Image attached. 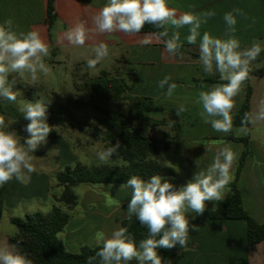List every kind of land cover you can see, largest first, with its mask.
Segmentation results:
<instances>
[{"label": "crops", "instance_id": "1", "mask_svg": "<svg viewBox=\"0 0 264 264\" xmlns=\"http://www.w3.org/2000/svg\"><path fill=\"white\" fill-rule=\"evenodd\" d=\"M47 3L48 0H0V23L10 18L18 32L38 30L55 52L54 58L60 54L61 48L65 49L66 56L69 57L83 49L94 52L95 46L101 41L109 48L112 42L117 48L113 55L115 66L112 72L103 70L110 76L124 78L132 95L151 98L153 104L147 115L167 124L166 131L171 135L170 148L154 158L171 168L174 176L162 177L163 180L171 182L178 189L192 179L195 172L206 169L218 149L228 146L237 156L230 170V184L232 183L236 162L244 150V145L240 141L226 138L224 132L214 131L200 116L202 109L195 103L198 93L226 81H221L215 70L205 73L199 58L191 56L199 54V37L195 45H190L186 40L189 34L187 26L179 29L169 27V36L176 31L180 33V43L184 51L173 56L165 51L164 44L153 33L126 35L120 32L97 34L91 31L94 28L92 17L104 6L106 0H54L57 18L51 26L46 24ZM169 7L174 8L178 14L214 11L215 16L201 25V36L204 32L220 39L234 36L239 40L241 49L250 48L254 43L264 49V0H169ZM236 8L243 15L236 14V31L232 33L224 21V15ZM77 23H83L90 30L89 39L83 46H73L64 38V34ZM110 34H115L116 40L110 41ZM146 36L150 37L151 43L142 45L140 41ZM262 61L264 51H261L250 66L260 68L253 64ZM80 65L86 69L88 67L87 61H82ZM98 66L97 64L96 67ZM86 72L88 73L87 70ZM164 77H170L169 83L177 85L171 98L164 95L166 87L158 88V82ZM210 79H216L217 82ZM247 81L252 88L249 127H233L231 134L236 138L248 137V154L236 186L243 208L254 220L264 224V120L256 118L264 106V77H250ZM245 85L246 81L234 97L232 118L243 102ZM181 104L186 107L182 119L175 110ZM65 155L70 163L76 161L70 151L66 150ZM31 183H21V188L18 189L15 186L18 183L13 179L0 186V245L8 244V238L16 232L10 222L13 215L8 213V208L17 207L24 216L31 212L27 211L26 202L39 197L37 193L30 192ZM76 187L73 190L77 195V203L67 210L68 223L58 234V239L71 253L78 252L84 245L99 246L97 233L102 232L108 238L117 227H121L122 220L127 216L124 205L129 203L131 196L130 189H121L119 185ZM44 191L43 187L41 193ZM228 193L229 190H226V196ZM53 203L54 199L49 208ZM216 204L217 202H206V210L214 209ZM194 216V213L188 214L189 223ZM195 226L197 230L189 233L187 250L178 247L172 253L160 254L165 261H170L171 264H264V242L250 247L246 241V227L241 221L202 220ZM3 227H6V232H3Z\"/></svg>", "mask_w": 264, "mask_h": 264}, {"label": "clouds", "instance_id": "2", "mask_svg": "<svg viewBox=\"0 0 264 264\" xmlns=\"http://www.w3.org/2000/svg\"><path fill=\"white\" fill-rule=\"evenodd\" d=\"M236 14L243 15L239 8L224 15V21L232 33L236 31ZM213 16L214 11L178 14L174 8L169 7V0H106L104 6L92 17L94 28L91 31L97 34L120 32L138 35L145 25L150 24L161 29L154 35L164 44L165 51L174 56L182 47L180 33L176 31L169 36L168 29L187 26L188 44L195 45L200 38L199 62L205 73L215 70L220 80L226 81L200 91L195 103L201 107L200 116L205 123L210 124L214 131L227 133L232 128L234 97L249 77L250 63L264 49L255 43L250 48L241 49L239 40L234 36L220 39L208 32L201 36V25ZM89 32L83 23H77L64 34V38L73 46H83L89 39ZM140 43L147 45L151 39L146 36ZM93 51L94 58L87 61L90 69L109 55L108 45L102 41ZM49 55L50 47L38 30L18 32L10 18L0 23V98L16 102L17 93L13 91L15 80L9 79L13 73L21 76L27 73L35 86L40 79L38 73L49 71L44 63V58ZM170 79L164 77L158 82V88L166 87L164 95L168 98L173 96L177 88L175 83H169ZM36 95L39 96V93ZM50 102L37 99L27 101L20 107L19 111L29 121L25 126L28 137L23 142L0 119V186L13 179L26 183L30 174L36 171L33 163L36 157L33 153L53 131L47 122ZM175 110L182 119L185 105L181 104ZM256 118L264 120V106ZM119 147L120 143L117 142L99 151L97 158L100 163L107 164ZM236 159V153L231 147L218 149L212 163L206 169L195 172L192 179L178 189L159 175H153L148 180L138 175L129 177L121 185V189L131 190L127 216L129 219L135 216L146 227L147 238L137 245L127 227H117L108 238L102 232L97 233V241L101 246L95 256L88 258L87 264H132L133 261L135 264H171L159 255L158 249L171 250L179 246L187 250L189 233L197 230V226L189 223L188 214L202 216L206 202H218L225 198L232 180L230 170ZM0 264L33 262L15 245L4 244L0 245Z\"/></svg>", "mask_w": 264, "mask_h": 264}, {"label": "trees", "instance_id": "3", "mask_svg": "<svg viewBox=\"0 0 264 264\" xmlns=\"http://www.w3.org/2000/svg\"><path fill=\"white\" fill-rule=\"evenodd\" d=\"M53 1L48 0L47 3L46 24L48 26L53 25L57 18ZM159 31L161 29L149 24L145 25L141 32L155 34ZM182 52L184 51L181 47L177 54ZM50 53L52 56L55 54L52 48H50ZM191 56L199 58V54H191ZM250 77H264V67L252 68L250 66L248 79ZM9 79L15 80L14 92L25 90L26 84L20 83L17 76L10 75ZM210 80L217 82L216 79ZM247 80L243 102L232 118L231 130L225 133L226 138L240 141L244 145V150L236 162L234 179L229 186V193L223 200L217 202L214 209L205 210L202 216L195 215L190 224L195 225L202 220H239L246 227L247 244L253 247L264 242V224L254 220L243 208L241 195L236 186V180L242 169L245 156L248 154V137L236 138L231 135L233 127H249L252 88ZM77 89L84 93L85 101L76 100L75 108L89 110L86 113L93 121L85 120L87 121L85 126H92L94 123L97 130L98 127L103 128L101 135L103 149L117 142L120 143L117 153L110 159L119 165L86 166L77 162L73 166L66 165L53 175L55 186L61 190L59 195L53 196L54 203L49 211H36L27 213L22 218L13 217L10 219L16 228V233L8 238V244L15 245L32 260L33 264H87L88 258L95 256L99 250L101 245L96 247L84 245L78 252L71 253L58 239V234L69 220L67 210L77 203L74 187L81 184L121 186L133 175L141 176L145 180L150 179L153 175L174 176L171 168L154 158L170 148L171 135L166 131L167 124L163 120L147 115L153 104L151 98L132 95L130 86L124 78L110 76L105 70H101L96 76H86L83 84ZM16 102L2 99L0 114L14 121L29 123L23 114L16 111ZM16 134L21 137V142H23V134L19 127L16 129ZM50 137H55V135L50 132L47 138ZM127 206L128 204L124 205L125 208ZM121 227L128 228L137 245L141 240L147 238L146 227L141 225L135 216L131 219L126 216L121 222ZM178 247L171 250L158 249V253L159 255L169 254ZM132 264H135V261Z\"/></svg>", "mask_w": 264, "mask_h": 264}, {"label": "rangeland", "instance_id": "4", "mask_svg": "<svg viewBox=\"0 0 264 264\" xmlns=\"http://www.w3.org/2000/svg\"><path fill=\"white\" fill-rule=\"evenodd\" d=\"M109 40H116V35L110 34ZM61 49L57 57L54 58L50 53L48 57L44 58V63L49 68V71L47 73H38L40 79L35 86L32 85L27 73L23 74V76L16 73L11 74L18 76L20 83L26 84L25 90L21 89L16 92L18 100L15 103V109L18 113L23 114L19 109L27 101H35L37 99L43 101L51 100L48 106L47 114H50L47 117V122L52 126L53 131L51 132L55 137L47 138L46 142L39 145L33 153L36 157L33 161L36 171L30 174L28 181L32 183L29 189L31 193H37L39 197L30 199L29 201L25 198L28 204L27 211H31L30 213L49 211L53 196L55 194L59 195L61 190L55 186L56 182L53 175L61 171L66 165L73 166L75 162L86 166L103 165L97 158V153L103 150V143L101 141L103 128L98 127L97 130L96 124L94 123L92 126H85V122H87L85 120L93 121L86 113L89 110L87 108L78 110L75 108L74 102L76 100L81 102L85 101L84 93L77 88L78 86L80 88L86 76H89V74L97 75L103 69L112 72L115 66L113 55H115L117 48L110 42L109 55L98 63V67L92 69L89 67L86 69L80 63L92 59L94 52L83 49L77 54H71L67 57L65 49ZM253 66L264 67V61L259 64H253ZM37 92L39 96L36 95ZM1 100L2 98H0ZM85 109L87 110L85 111ZM0 119H3L5 127L9 128L10 131L16 132V129L19 127L23 138L28 137V133L25 131L27 123H21L19 120H11L2 114H0ZM66 150L70 151L76 157V161L69 162L70 160L65 155ZM107 164L119 165V163L112 162L111 160ZM16 182L19 185L16 184L15 186L20 189L21 183L17 180ZM86 186L89 185L81 184L76 188H84ZM91 186L97 187L100 185ZM43 187L45 191L41 193ZM16 208H8V213L13 215V217L22 218V212ZM3 209H5V206H3ZM2 230L3 232L7 231L6 227H3Z\"/></svg>", "mask_w": 264, "mask_h": 264}]
</instances>
